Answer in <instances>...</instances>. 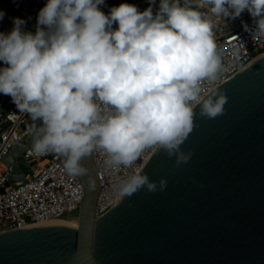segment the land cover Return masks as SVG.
Returning <instances> with one entry per match:
<instances>
[{"label": "clouds", "instance_id": "1", "mask_svg": "<svg viewBox=\"0 0 264 264\" xmlns=\"http://www.w3.org/2000/svg\"><path fill=\"white\" fill-rule=\"evenodd\" d=\"M205 2L207 11L195 0H158L153 12L152 0L142 10L120 0L105 13L104 0H45L34 31L13 16L0 31V92L39 120L33 152L62 156L63 170L84 176L88 189L95 180L81 159L96 149L108 167L130 166L147 148L174 155L176 166L187 162L193 150L180 145L196 126L194 106L215 117L228 99L217 86L202 89L223 67L213 18L247 9L253 35L264 37V0ZM142 169L114 185L119 198L166 187L164 176L153 180Z\"/></svg>", "mask_w": 264, "mask_h": 264}, {"label": "water", "instance_id": "2", "mask_svg": "<svg viewBox=\"0 0 264 264\" xmlns=\"http://www.w3.org/2000/svg\"><path fill=\"white\" fill-rule=\"evenodd\" d=\"M0 9V31L23 18L12 0H0ZM215 86L228 97L225 111L206 117L194 106L196 126L180 145L191 158L176 166L157 149L143 165L150 179L166 178L162 191L142 186L95 222L90 154L81 162L95 187L78 175L77 223L41 220L0 232V264H264V51ZM13 159L6 184L32 175L15 147L4 161Z\"/></svg>", "mask_w": 264, "mask_h": 264}, {"label": "built area", "instance_id": "3", "mask_svg": "<svg viewBox=\"0 0 264 264\" xmlns=\"http://www.w3.org/2000/svg\"><path fill=\"white\" fill-rule=\"evenodd\" d=\"M15 9L25 19V27L35 30L36 14L45 0H12ZM120 0H104L98 5L108 13L112 5ZM138 9L149 5V0H129ZM158 0H152L155 12ZM207 11L205 0H195V5ZM256 18L247 9L236 16L213 18V36L216 48L222 58L223 67L215 81H204L202 89L215 86L240 66L264 51V37L253 35ZM43 27V25H41ZM116 26L115 21L113 27ZM9 95L0 92V232L13 229L23 224L41 220L78 219L83 187L78 176L67 174L62 167L63 157L52 152L37 154L31 148L33 130L38 127L39 120L33 121L29 114L22 111L13 99L6 100ZM3 122H8L2 127ZM21 152V157L29 165L32 175H25L24 180L9 182L13 159L10 164L4 158L12 148ZM153 150L147 148L141 157L130 166L108 167L105 165V154L96 149L92 154L95 175L99 191L96 198V214H103L119 198L114 185L135 167L143 166ZM46 157L44 163L40 160ZM145 157L147 159H145ZM22 173V171L20 172Z\"/></svg>", "mask_w": 264, "mask_h": 264}, {"label": "bare ground", "instance_id": "4", "mask_svg": "<svg viewBox=\"0 0 264 264\" xmlns=\"http://www.w3.org/2000/svg\"><path fill=\"white\" fill-rule=\"evenodd\" d=\"M102 214L101 213H97L95 216V222L100 218ZM59 220H64L67 222H71V223H77V219L76 218H71V219H59Z\"/></svg>", "mask_w": 264, "mask_h": 264}, {"label": "rangeland", "instance_id": "5", "mask_svg": "<svg viewBox=\"0 0 264 264\" xmlns=\"http://www.w3.org/2000/svg\"><path fill=\"white\" fill-rule=\"evenodd\" d=\"M3 62H0V64H2ZM7 96V95H6ZM12 97L10 96V95H8L7 97H6V100H10ZM3 107V104H0V108H2Z\"/></svg>", "mask_w": 264, "mask_h": 264}]
</instances>
